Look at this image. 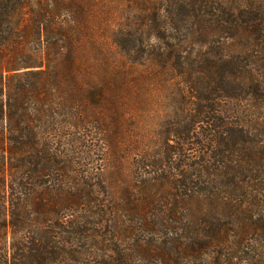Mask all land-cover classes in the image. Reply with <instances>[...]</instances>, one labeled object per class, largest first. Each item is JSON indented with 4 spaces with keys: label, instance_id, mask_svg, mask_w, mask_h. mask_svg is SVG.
<instances>
[{
    "label": "trees",
    "instance_id": "obj_1",
    "mask_svg": "<svg viewBox=\"0 0 264 264\" xmlns=\"http://www.w3.org/2000/svg\"><path fill=\"white\" fill-rule=\"evenodd\" d=\"M226 5L131 0L123 63L171 71L195 100L167 132L179 159L143 154L129 174L115 96L77 60L83 2L0 0V264H264V0Z\"/></svg>",
    "mask_w": 264,
    "mask_h": 264
},
{
    "label": "rangeland",
    "instance_id": "obj_2",
    "mask_svg": "<svg viewBox=\"0 0 264 264\" xmlns=\"http://www.w3.org/2000/svg\"><path fill=\"white\" fill-rule=\"evenodd\" d=\"M79 1L83 2L84 15L81 17L83 22L79 21L81 32L77 36V41L83 50L77 55V60L85 65L96 62L98 69L92 73L99 80L100 89L115 96L114 102L117 103L115 107L120 111L114 112L110 106L113 122L109 121L107 130L114 132L113 136L120 143L130 144L131 156L126 159L129 168L127 173L131 167L128 161L132 163L143 154L161 158L168 161L166 166L170 165L171 157L179 159V155L173 154L171 149L177 147L181 136L176 137L167 132L170 128L183 131L190 126L188 117L194 114L193 92L185 86L183 79L171 71L154 70L149 67L136 75L133 74L134 70L129 69L130 65L123 63L113 42V32L119 28L120 23L133 14L130 12L131 0ZM227 1L211 0L215 14L226 12ZM154 41L151 38L150 42ZM241 105L242 102L234 100L233 108H237L238 112L232 114L231 122L236 121L235 115L239 116ZM53 114V117H56L55 112ZM49 119L52 120L51 117ZM113 123L116 124L115 128L112 126ZM200 131L201 129L197 127L196 130L192 129L189 135H184L181 146L184 150L181 154L195 156L198 147L194 143L199 140ZM99 162L104 165L107 160L101 159L93 163ZM209 165L217 166L213 160L209 161ZM108 166L105 168L108 169ZM166 166L165 170L170 171ZM155 170L158 172L162 169ZM132 175L134 177L133 171L130 179L134 180ZM107 176L99 177L98 183H103ZM222 177L218 178V188L226 191L229 187L222 182Z\"/></svg>",
    "mask_w": 264,
    "mask_h": 264
}]
</instances>
